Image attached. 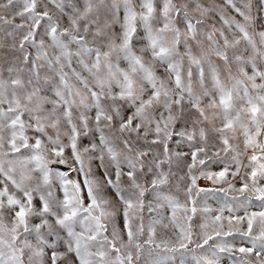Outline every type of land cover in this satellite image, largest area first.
Returning <instances> with one entry per match:
<instances>
[{
  "label": "snow or ice",
  "instance_id": "6c2138e0",
  "mask_svg": "<svg viewBox=\"0 0 264 264\" xmlns=\"http://www.w3.org/2000/svg\"><path fill=\"white\" fill-rule=\"evenodd\" d=\"M0 264H264V0H0Z\"/></svg>",
  "mask_w": 264,
  "mask_h": 264
},
{
  "label": "rangeland",
  "instance_id": "374dc122",
  "mask_svg": "<svg viewBox=\"0 0 264 264\" xmlns=\"http://www.w3.org/2000/svg\"><path fill=\"white\" fill-rule=\"evenodd\" d=\"M63 167V166H62ZM201 183H204L203 181H201ZM211 202V201H210ZM251 210H259L258 208H254V209H250ZM242 214V213H241ZM225 215H227V213H225Z\"/></svg>",
  "mask_w": 264,
  "mask_h": 264
}]
</instances>
